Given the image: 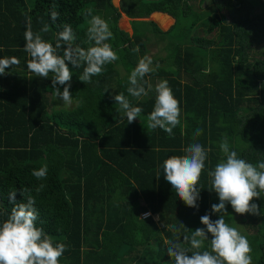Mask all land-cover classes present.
<instances>
[{"label":"trees","instance_id":"trees-1","mask_svg":"<svg viewBox=\"0 0 264 264\" xmlns=\"http://www.w3.org/2000/svg\"><path fill=\"white\" fill-rule=\"evenodd\" d=\"M205 1L122 0L117 8L113 0H0V58L20 60L0 76V223L13 207L10 191L17 189L16 201L22 202L19 189L28 188L39 212L37 226L54 243L67 244L60 264H172L170 241L183 242L203 228L200 217L205 214L218 219L211 212L219 199L210 190L208 172L224 158L220 143L227 140L231 150L253 164L264 161V0H211L204 25L216 37L190 35L185 46L177 45L180 35L173 30L198 3L196 27ZM53 6L59 13L54 23ZM88 12L108 22L113 33L108 42L119 59L88 83L79 80L86 65L69 64L75 106L59 107L52 75L41 79L27 69L26 16L34 32L49 25L41 35L53 44L59 25L70 24L74 45L87 48ZM122 13L129 18L164 13L176 19L167 32L151 23L168 52L153 61L154 71L145 77L153 85L149 95L129 97L142 108L131 124L113 97L127 95L130 72L150 51L140 36L119 28ZM158 21L167 23L161 16ZM58 52L63 55L62 49ZM161 80L168 81L181 108V124L171 136L147 127ZM198 129L201 135L196 136ZM194 142L208 150V158L198 208H189L164 179L162 163L183 155ZM44 165L47 176L37 180L32 172ZM253 203L264 213V198ZM227 213L232 226L242 222L239 230L251 243L253 263L264 264V215L241 216L230 205Z\"/></svg>","mask_w":264,"mask_h":264},{"label":"clouds","instance_id":"clouds-1","mask_svg":"<svg viewBox=\"0 0 264 264\" xmlns=\"http://www.w3.org/2000/svg\"><path fill=\"white\" fill-rule=\"evenodd\" d=\"M50 18L53 23L59 19L55 6ZM86 23L87 42L90 46L82 48L74 45L76 33L70 24L59 25L61 31L57 33V40L53 44L41 35V32L47 33L50 30L49 25L44 23L39 32H34L31 17L26 16L23 50L30 57L27 69L41 79H48L51 74L55 95L66 106L73 103L69 64L76 68L82 63L86 65L79 80L88 83L92 77L103 74L106 65L119 59L108 42L113 38L108 22L101 16L88 12ZM59 49L63 50V55L59 54ZM19 64L20 60L15 56L0 58V76L9 74L5 70ZM152 64L150 56L140 58L128 76L127 95L119 93L113 97L128 124L142 113V108L134 106L129 97L139 100L153 90V85L145 79L154 71ZM58 86H63V91ZM154 90L155 102L153 110L147 116V127L152 130L159 128L171 136L173 130L181 124L179 101L167 80L159 81ZM195 135H201V130L198 129ZM219 148L224 158L208 172L211 177L210 190L219 199L218 204L211 206V212L218 215V219L212 220L209 214H205L200 217L203 228L192 231L191 237L185 236L183 242L179 239L170 241L167 255L172 264H253L250 241L238 227L226 222L225 216L228 215L227 205L241 216L264 215L259 205L253 203L254 200L264 198V161L253 164L241 158L236 151L231 150L227 140L222 141ZM183 152V155H172L163 161V176L187 207L198 208V185L205 170L208 150L199 142H194L184 148ZM47 173V165H44L34 169L32 175L41 180L46 178ZM17 191H10L8 198L13 207L8 218L0 223V264H60L67 244L54 243L53 237L37 226L39 212L30 190L19 189L22 202L16 201ZM143 216L148 217L150 213H144ZM206 242L208 247H205ZM186 244L190 247H185Z\"/></svg>","mask_w":264,"mask_h":264},{"label":"rangeland","instance_id":"rangeland-1","mask_svg":"<svg viewBox=\"0 0 264 264\" xmlns=\"http://www.w3.org/2000/svg\"><path fill=\"white\" fill-rule=\"evenodd\" d=\"M211 5H212L211 4V0H206L204 4H201V9H202L203 13H205V14H203V15L201 14L202 15V17H201L202 19H201V21H199V23L196 25V27H194V25H193L194 19H195L194 12L196 10H198L199 4L197 3L196 5H194V6H196V8H194L192 13H190V15L187 17V19H185L182 22V25L176 27L173 30V34L180 35V37H175L178 40L177 41V45L186 44L187 43L186 40H187V38L190 35L192 37H195V36H197V37H207V38H210L212 36L216 37L215 33L212 34V35L207 34V32H206L207 27L204 25L205 20H207L206 19L207 10L211 7ZM133 26H134L135 34L137 33L138 35L140 34L139 30L142 31V35L143 34L147 35L150 32V28H152V25L151 24H147V23H138L137 25L133 24ZM189 26H190L191 29H189ZM185 28L186 29L188 28L189 30L187 32H184ZM183 35L185 36V38H184ZM145 38H146L145 40L148 43L147 44L148 47H150L149 48V51H150L149 56L152 58V61L158 60L160 58L159 57L160 55L161 56L167 55L168 49H167V52H166V42H165V40L163 41V44H160V43L156 44L157 45V47H156V45H152V41L157 39V38H153V37H145ZM168 39L170 40V38H168ZM153 65L155 66V64H153ZM58 103H60L59 107H64V108H68V109H72L75 106L74 102L72 103L71 106H66V105L63 104L62 100H60L59 98H58ZM229 224H231V222ZM235 226L240 228L242 226V222L240 220L239 221L237 220V222L235 223Z\"/></svg>","mask_w":264,"mask_h":264},{"label":"crops","instance_id":"crops-1","mask_svg":"<svg viewBox=\"0 0 264 264\" xmlns=\"http://www.w3.org/2000/svg\"><path fill=\"white\" fill-rule=\"evenodd\" d=\"M121 2H122V0H113V4L117 8L121 7ZM160 16H161V19H163L164 22L167 21V23H163L161 21H158ZM138 23H147V24L155 23L163 32H167L173 28V26L176 23V19H174L172 16H170L168 14H164V13H154V14H151L148 16H142L141 18H129L125 13H122V17L119 20V28L122 31H124L125 33H127L129 36L132 37L134 35H138L137 33L135 34V30H134V26H133V24L137 25ZM139 32H140V34L138 36H140L146 43H147V41L145 40L146 39L145 37H153V38H157V39L152 41V45H156L159 43L163 44V42L161 40L162 36L156 35V33L153 30V27L150 28V32L147 35H145V34L142 35L141 30H139ZM156 47H157V45H156ZM148 48H150V47H148Z\"/></svg>","mask_w":264,"mask_h":264}]
</instances>
